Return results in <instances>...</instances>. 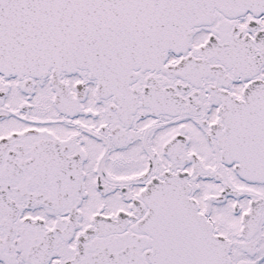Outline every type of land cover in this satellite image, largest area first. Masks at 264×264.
I'll return each mask as SVG.
<instances>
[{
	"label": "snow or ice",
	"instance_id": "obj_1",
	"mask_svg": "<svg viewBox=\"0 0 264 264\" xmlns=\"http://www.w3.org/2000/svg\"><path fill=\"white\" fill-rule=\"evenodd\" d=\"M0 264H264V0H0Z\"/></svg>",
	"mask_w": 264,
	"mask_h": 264
}]
</instances>
